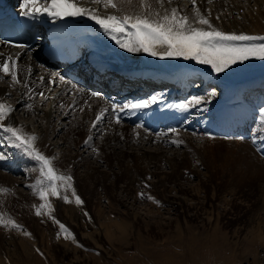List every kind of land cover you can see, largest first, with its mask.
Masks as SVG:
<instances>
[{"label":"rangeland","instance_id":"374dc122","mask_svg":"<svg viewBox=\"0 0 264 264\" xmlns=\"http://www.w3.org/2000/svg\"><path fill=\"white\" fill-rule=\"evenodd\" d=\"M187 1L188 0H182L180 9L186 5L185 3ZM241 1L244 2V0ZM259 1L249 0L244 2L241 16H239L238 13L230 14L228 10H225V12L222 13L224 16L223 21L235 23V25L239 27L248 28L250 26L249 29L254 28L256 31L259 30V28L260 30L261 28L263 29L264 0ZM208 8L212 10L214 8L213 4H208L207 9ZM108 10L114 11L112 8H107L103 11ZM256 43H260V41ZM26 59H28L27 56ZM245 63L247 67L244 72H242V74H240V72H235L234 75H237V73L238 75L234 76L233 79H229L225 75L219 76L211 69L206 70L204 67L192 68L195 73L193 74L194 81L191 83L196 94H192L186 101L194 96H206L212 90H215L218 95L212 99L210 103L199 107V109L201 108L200 110L197 108L192 109L194 111L192 113L193 116H195V114L199 116L203 113L200 115L199 119H184L183 117L184 121L183 125L181 122L182 128L179 129V134L190 138L189 147L184 143L177 146L165 141L166 139H172V133L162 132L168 134L167 136H161V132L158 134L147 132L143 135H151L152 138L153 136L156 137L152 144L143 145L139 139L140 143L139 140H137L136 145L128 151L133 153L132 155H137L141 153V151H159L169 159L173 158L174 155H179L177 158H180L183 154H187L189 159L185 158L184 161L188 164L183 167L184 170L182 167L181 169L179 168V172L167 182L162 193L165 197L172 196L176 199L174 200L176 202L179 199H184L183 201H185L188 206L192 207L189 210H187V208L180 209V207H177L173 199H171L170 202H166L162 198L158 206L150 204L145 191L151 189V187L145 190L137 185H132L133 188L128 196L124 192L127 182L118 183L116 187L112 188V182L114 181L113 173L121 175L116 165H114L113 170H111L106 164L99 160L96 161L93 150H86V148H77L76 150V148L71 146L72 142L77 139L76 136L68 139L67 142L70 143L67 144H64L61 140L65 138L64 135L67 133L64 132V130H66L65 128L62 129V127H64L63 124L69 123V121L72 120L71 118L64 120L63 109L57 111L52 108L50 111L51 108L47 102L44 105L41 104V106H37L40 96L36 99L37 104H34L31 110H24L22 106H16V104L11 101L12 99H7L6 103L16 109L13 113L15 120L21 125L29 126L30 133L38 137H40L42 129L45 131L47 129L45 124L43 125V119L40 117L43 116V112L49 111L52 118V126L61 130L57 137L47 140V142L52 145L51 157H55V161H59L62 158L63 152L71 155L78 151L80 154L78 165H80L70 174L75 181L74 187H78L81 190L91 186V183L86 181L85 177L86 168L84 166L88 164L90 165V169L94 171L99 170L101 173L89 172L95 183H92L96 187L95 194L98 193L93 199L94 207L95 205L101 206L108 210V200L105 198L103 190L100 189L103 187H106L114 201L118 203L116 204L118 207H116L117 210L111 215L107 214V216H104L96 215L95 213L94 215L92 213L89 219L87 217L84 218L83 222L85 225L93 223L95 224V228L89 226L84 229L80 226L79 233L85 234V240L78 244L67 245L66 242H73V235L76 241H78L80 234L75 232L74 227L66 223L62 216L57 217V220L68 229V239L64 238L65 233L62 232L59 225L53 227V222L47 221L45 223L48 219L46 218L48 216L46 210L44 215L37 216L35 210L27 211L24 201L19 200V198L14 200L11 209H7L4 205L6 201H3V205L0 206V213H2L5 218H15L14 220L22 226V229L19 230L9 227L10 232L14 233L19 231L25 233L26 230L31 229L30 233L32 235L30 237L38 243L40 237L33 231V224L36 222L35 220H37V222L42 226L44 225L45 228L48 224L52 226L51 230L47 232L50 237L49 245H53V251H51V253H48L46 249L48 245L45 243L43 246H38L31 254L30 258L16 259L14 257L16 256L14 248L7 245V240H9L8 236L6 238L3 237L5 242H7L3 244L4 246L1 250L4 253H8L9 258L4 264H264V162L259 166L239 164V162L247 161L252 157L249 149L250 146L251 149L252 147L253 149L259 148L258 144L254 145L251 142L250 133H255L256 126L259 123V109L264 107V103L262 104L264 100H260L262 98L264 99V62L257 63L248 60ZM38 68L41 67L39 66ZM172 70H175L174 67L168 68V71ZM46 71H49L47 75L48 78L46 77L47 80L53 79L55 82L61 81V77H58L59 74H56L54 70L47 68ZM6 87L7 91L11 93V87L8 85ZM55 90L56 89L52 86L50 88V93L55 95ZM245 90H247V92H245ZM232 95L234 99L232 103H235V100L239 101L242 99L241 102L248 104L250 110L253 109L255 115L252 119L255 121H253L254 124L249 133V137L244 139L246 143L245 147L235 143L239 142V140H236L238 138L232 137L231 139H227L231 136L227 137L228 135L224 133L220 135L212 134L213 137H217L213 139L225 138L226 140H210L208 138L206 140L205 137L209 136L204 135L202 127L203 125L206 126L208 121L200 125L202 121L208 119L210 116L209 114L212 112L210 108H214L215 111L218 103L225 102L227 98L226 100L224 98L226 96L230 98ZM70 99L71 95L67 94L66 101ZM104 105H106V102ZM205 108L207 111L203 110ZM208 109H210V111ZM215 113L217 112L215 111ZM36 116L37 120L35 119ZM212 117L215 118V115H212ZM69 126L71 125L67 127ZM53 127H50V129L52 130ZM218 128L220 129V127ZM218 128L216 129L218 130ZM83 129L86 130L87 127ZM217 130H214V132ZM101 134L106 136L108 133L106 131ZM156 139L158 141H156ZM92 141L94 144H99V136L93 137ZM122 146L123 145H120V148L116 146L114 150L117 149L116 151L120 152V150L123 149ZM258 152L260 151L256 153L264 160V154ZM0 153L6 154L7 160L9 161L5 163L0 160V173L10 176L13 183L16 182L15 187L18 188L19 194H31L30 189L32 187H30V185H34L36 180L40 178L36 162L25 155L20 149L12 147L3 131H0ZM244 155H247V158ZM131 163L136 164V166L140 168L139 174L141 177L138 179L139 183L154 184L155 179L151 174L154 172V169L151 168L154 165H147V162L136 159ZM238 166H244L247 173L244 174ZM54 167L58 173H60L61 168L56 166L55 162ZM34 168L37 170L32 171ZM160 171L170 172L168 166H164ZM131 172L133 174V169ZM102 173L110 174L112 177L103 178ZM178 180L180 181L178 182ZM13 183L10 185L12 186ZM6 187L8 188L9 186ZM8 189L10 190V188ZM191 190H197L196 192L198 195L200 194L199 196L201 198L191 196ZM141 193L144 194L143 198L140 195ZM32 195L36 196L37 202L40 201L37 195L33 193ZM184 195L186 197H184ZM0 196H2V198L6 196L10 198L13 197L11 190L6 194H0ZM30 200L32 201V199L29 198L28 201ZM199 201L201 205L198 203ZM63 203L73 204V202L66 203L64 201ZM20 206H22V210H19ZM117 211L121 214L117 213ZM22 214L27 218L25 224L19 222L16 218V216L20 217ZM43 218L46 219L44 220ZM19 219L24 220L22 216ZM109 219L121 223L122 228L118 230L115 228H110L109 230L105 228L100 229L103 223H110ZM1 228L4 227L0 226V232L3 231L2 233L4 234L5 231ZM256 234L261 236L260 243L257 246ZM78 245H83V247ZM66 247L72 249L66 250ZM37 249H39V251H37Z\"/></svg>","mask_w":264,"mask_h":264},{"label":"bare ground","instance_id":"6f19581e","mask_svg":"<svg viewBox=\"0 0 264 264\" xmlns=\"http://www.w3.org/2000/svg\"><path fill=\"white\" fill-rule=\"evenodd\" d=\"M83 1H85V2H83L82 6H87V7L98 9L101 15H109V14L123 15L122 12L120 14V13H117L115 10L114 11H110V10L103 11L105 8L103 7L102 4H99V5L98 4H89L87 2V0H83ZM247 1H249V0H244V2H247ZM244 2L241 0L240 1H237V0H212V4L214 7L212 10L209 8L207 9V5L208 4L210 5L208 0H196V5L199 7L200 11L205 15H208V12L210 10L211 11L210 19H211L212 24L215 27H217V28H219L225 32H235L237 34L244 33V34H248V35L264 36V28L263 29L261 28V30L259 28V30L256 31L254 28L249 29L250 26L248 28L239 27L238 25H235V23L223 21L224 16L222 13L225 12V10H228V12L230 14L238 13L239 16H241V11L243 10V3ZM134 3L138 4V0H134ZM181 3H182V0H173L172 5H168L166 3L165 6L166 7H178L180 9ZM185 4L186 5H184L180 10L183 13H186V14L191 16L192 15V8H193L191 0H188ZM245 4H247V3H245ZM217 16L220 17L218 20L216 19ZM228 16H230V15H228ZM233 16H236V15H233ZM66 18L71 19V20L75 21L76 23L84 24L86 26L87 31H88V45H87L86 50L91 53V56L93 58L99 59L101 64L110 65V66H113L114 68H125V69H128V71H130L134 75L146 76L148 78L160 77L161 79H164L168 82L173 81L174 84H178L180 87H182L184 92H187L189 90V84H192L191 82L193 80V74L195 73L194 69H192L193 67H196V68H198V67L203 68L204 67V68H206V70L211 69L210 66H208V65L200 64L194 60H185L182 57L161 58L159 56H152V55H150L148 53H144V52H139V53L128 52L125 49L120 48L119 45L114 40H112L111 37L108 36L100 28L99 25H97L94 21L88 19L87 17H66ZM242 18H244V17H242ZM262 22H263V20H262ZM5 51H7L8 53ZM10 53H12L13 55ZM0 54H2V56L5 58L7 56H12L13 58H16L17 56H19V60L17 62V67L19 69H26L28 67H30L32 69L30 87L35 89V91H32L31 93H29V91L27 89H25L19 85H17L15 88H13L11 85L10 79H5V80L0 81V98H5V102L7 99H12L11 101L13 103H15L16 106H22V108H24V110H29L27 105L28 104H32V105L37 104L36 99L39 98L38 97L39 95L37 93L38 92H44V94L48 97V99L47 100H43L41 98L38 99L39 102H38L37 106H41V104L44 105L47 102L51 108L50 111L52 110V108L56 109L57 111H60V109H63L64 120H68L70 118L72 119L69 121V123L63 124L64 127H62V129L65 128L66 130H64V132H67V133H65L66 135H64L65 138L61 139L63 141V143L64 144L70 143V142H67V140L70 138H74L76 136L77 139L74 140L71 144V146L76 148V150H77V148H86V150L91 149L93 151H94V149H98L99 154H97V152L94 151L96 161L99 160L100 162L106 164V166L108 168H110L111 170H113L114 165H116V167L120 170L121 175H117V173H113L114 181L112 182V185H113L112 188L116 187L118 183H123V182L126 183L127 182L126 183L127 186H125L126 190L124 192L128 196L131 189L133 188L132 185H137L140 188L145 189V190H147V189H149V187H151V189H149L150 191L149 190H147V191L144 190V191L146 193L147 198L149 196L154 198V199H149L150 204H152L154 206L160 205V203H156L154 201L160 202L162 198L166 202H170L171 199H173V201L176 200L172 196H171L172 198L171 197H165L163 195L162 191H163V188L165 187V185L167 184V182L170 181L172 179V177L175 176L179 172L178 171L179 168L181 169V167L183 168V167H185L186 164H188V163H185V161H184L185 158H188L187 154H183L180 158H177L179 155H174L173 158L169 159V158L165 157L164 154L159 152V151H155V152L141 151V153H138L137 155H132L133 153H130L128 151L131 150L136 145V141L139 139L141 140V144H143V145L152 144V142L155 140L156 137L153 136V138H152L151 135L150 136L143 135V134L147 133V131L145 129L147 126H150L152 128V131L155 132L156 124L158 122H162L165 124V127L163 128V130L160 131L161 133L162 132H168L167 130H169L171 128H176L179 130L180 128H182L181 122L183 121V117L184 118H186L188 116L189 117H195V118L198 117L196 114H195V116H193V114H192L194 112L192 109H195V108H192L190 111L177 110L176 108L171 107V105H175V104L181 103L183 101L177 102V101L173 100V97H175V95L169 96L167 93H160L157 96L158 102L155 104V106L153 108L145 109L146 110V116H145L144 120L140 121L139 123L133 124L132 119L134 116H136L137 114H139L145 110L138 111V112H128L127 111L125 113V115L122 116V119H121L122 122L120 124H116L112 114L109 113L107 118L104 120V122L102 124L98 125V127L96 129H91V123L94 121V118H95L96 114L98 113V111L100 109L104 108L105 106L110 107V105L112 103H114V99H108V98L103 97L102 95H101L102 98H99V99L95 98L94 99L89 95L91 92H93L92 88L86 87V86H80V85H77V86L79 88L85 89L86 94H81V93L77 92L76 95H73L72 91H71V83L72 82L69 84L62 83L61 81L55 82L56 84L51 83L53 81V79L47 80V78H48L47 75L49 74V71H46L47 68H49L50 66L48 64H45L42 62V60L40 59L39 53H37V54H35V52L34 53L33 52L21 53L20 49L6 48L3 44L0 43ZM26 56L28 57V59H26ZM250 61L251 62H257V63L262 62V60H257V59H250ZM39 66L41 68H38ZM169 67H174L175 70L168 71ZM246 67H247V64L245 62L244 63H237L236 65L232 66L230 69L226 70L225 72L219 73V74L216 73V74L219 76L225 75V76H227V78L233 79L234 76L238 75V73H237V75H234L235 72H240V74H242V72H244ZM55 73L57 74V72H55ZM58 73H60V72H58ZM0 75H2V73H0ZM19 75L21 78H24L25 72L23 70H21L19 72ZM41 76L44 77L43 83H41L40 79H39ZM173 78H175V79H173ZM25 82H29V81L26 80ZM51 84L54 87V89H56L55 93H54L55 95L50 93V88L52 87ZM7 85L11 87V89H12L11 93L9 91H7V87H6ZM66 93L71 95V99L68 101H66V95H67ZM30 95L32 98H30ZM226 98H227V100H226ZM224 99L226 100L225 102H223V103L220 102L216 105L215 111L217 113H215V115H216L215 121H208L207 125L206 126L203 125V127H202V131H203L204 135L209 136V137H205L206 140H207V138L210 140H226L225 138L213 139V136L211 134L214 130H217L216 128H218V127H220L221 130H225L227 132L229 131L230 134H233L234 133L233 127L238 126L237 123H239V120L241 123H245L248 119H252V115L254 114L253 110H250L249 108L245 109V106H244V108H240V107H236V105L235 106L232 105V102H234L233 95L230 98H228V96H226ZM230 99H232V100H230ZM104 101L106 102V105H104V103H105ZM235 101L237 102V100H235ZM89 104L91 105V108L86 107V105H89ZM61 105H64V107L62 108ZM73 105H75V106H73ZM82 107L84 109L83 111H81ZM197 109H199V108H197ZM38 110H39V108H38ZM215 111L213 108V112H215ZM42 114H43V116L40 118L43 119V125L45 124V127H47V129H46V131L43 129L41 130V135L39 137V140L37 141L36 146L39 148V150L42 153H44L48 157H51L52 145H51V143H48L47 140H49L53 137H57L59 135V133L61 132V130L52 126V123H51L52 118H51V114L49 111L43 112ZM121 114H123V113H120V115ZM202 114H200V115H202ZM35 119L37 120V116ZM147 120H153V122L149 123ZM8 122L14 123L16 126H21V124H19L15 120L13 114H12V119ZM216 122H217V124H216ZM241 123H239V125ZM68 125H71V126L67 127ZM137 125H142L143 127L137 128L136 127ZM22 126H23L25 132H27L28 134H31L29 131V126L23 125V124H22ZM50 127H53V129L51 130ZM84 127H87V129L84 130L83 129ZM106 131L108 134L106 136H103V138L101 139V135H102L101 133L106 132ZM239 132L241 133L242 136L245 135V133H246L245 129H243V131H242V129H240ZM137 133H139V136H137ZM90 135L92 137L99 136L100 142H99V144L97 143L98 145L93 143V141H92L93 139L91 141H89V143H87V144L85 143V141L88 140V137ZM172 135H173L172 139H169V140L166 139L165 140V141H168L169 144L171 143V141L173 139H180L183 141V143L186 146L190 145V138H187L185 135L179 134L177 136L176 134H173V133H172ZM164 136H167V135H164ZM160 138H161V136H160ZM214 138H217V137H214ZM233 138H235V137H233ZM227 139H231V138L229 137ZM140 140H139V143H140ZM162 140H164V139H162ZM236 140H239V142H235L237 145H242L244 147L246 146L245 140H241V139H236ZM156 141H158V140L156 139ZM227 141L231 142L230 140H227ZM164 143H166V142H164ZM57 145H59V144H57ZM120 145H123L122 148L127 149V150L122 149V150H120V152L116 151L117 149L114 150L116 146L119 147ZM250 147H249V149L251 151L250 154L252 155V157L247 161L239 162V164H248L250 166H254V165L259 166L261 163L264 162V160H262L261 156H259L256 153L257 151H259L258 149H256V148L253 149V147H252V149L254 150L253 151ZM187 148H185V149H187ZM109 149H111V150H109ZM258 153H261V152H258ZM62 154L64 156L62 155V158L59 161H55V165L59 166V168H61L60 173L71 174V172L76 167H78L80 165V164L78 165V159L80 158V154L78 153V151L74 152L71 155H68L65 152H63ZM196 155H197V153H196ZM244 156L247 158V155H244ZM135 159L145 161V162H147V165H151V166L154 165L153 167H151L154 169V172L151 173L152 177H154V179H155L153 185H149L147 183H143V184L139 183L138 179H139V177H141V175L139 174L140 168L138 166H136V164L131 163ZM196 159H197V157H196ZM2 161H4L5 163L9 162L7 159H4ZM164 166H168V169L170 170L169 173L164 172V171L163 172L160 171L163 169ZM84 167L86 168V174H85L86 181H89L91 183V186L84 188V189H81V190L78 187H75L77 194L84 201V203L82 205L78 206L75 203L74 197H71L70 192H69V196L73 200V204H64L61 199H57L54 197L51 198V201H52V204L54 207V212L52 213V215L54 217H56V219H57V217L62 216L64 221L66 223H68L71 227H74L75 232H78V233H79V227L80 226L83 227L84 229H86L89 226H91L92 228H95L94 227L95 224H93V223H90L89 225H85V223L83 222L84 218L87 217L89 219V216L92 215V213L93 214L95 213L96 215H104V216H107V214L111 215L113 212H115L117 210L116 207H118V206H116V204H118V203H116L114 201L113 197L107 191L106 187H103L100 189L103 190V192L105 194V198L108 200V207H107L108 210H106V208H103L101 206L95 205V207H94L93 199H94V196H96V194L98 195V193L95 194V192H96V187L94 186L95 183L92 180L91 174L89 172H92V173L97 172L99 174H101V173L99 172V170L94 171L93 169H90V165H88V164ZM238 167L241 168V171L244 174L247 173V170L244 166H238ZM132 169H133V174L131 172ZM183 170H184V168H183ZM242 172H240V173H242ZM102 176H103V178L104 177L108 178L111 175L110 174L109 175L103 174ZM179 181L180 180H178V182ZM12 183H13V180H11L10 176H7L6 174L4 175V174L0 173V187L7 188L6 186H9L8 188H10L12 195H13V197H11V198L7 197V196L2 198V196H0V206L3 205V201H6L4 205L7 207V209H11V207H13L14 200L19 198V200L24 201V203H25L24 205H26L25 209L27 211L28 210L29 211L35 210L34 206L40 204L41 201H38V202L36 201V196L32 195V193L35 194L34 191H32L33 189L32 188L30 189L31 194L21 195L18 193V188L15 187L16 182H14L13 185L11 186L10 184H12ZM92 183H94V184H92ZM196 191L191 190L190 191V193L192 194L191 196H194L195 198H201L199 196L200 194L198 195ZM164 193H166V192H164ZM10 195H8V196H10ZM31 195H32V198H31ZM184 197H186V196L184 195ZM29 198L32 199V201L31 200L28 201ZM183 200L179 199L177 202L174 201V203L176 204L177 207H180V209H184V208H187V210L191 209L192 207L188 206V204H186L185 201H183ZM198 203L200 204L201 202L199 201ZM161 204H163V203H161ZM189 205H191V204H189ZM19 210H22V206H20ZM149 211H151V210H149ZM24 213H25V211H24ZM85 213H87V215H85ZM117 213H119V212L117 211ZM119 214H121V213H119ZM21 216L23 217V219L25 218L24 214H22ZM20 217L16 216V218L18 219L19 222L25 224V222H26L25 220L27 218L22 220V219H19ZM46 218H48V219L45 221V223L47 221L53 222L49 216H47ZM46 218H43V219L45 220ZM35 221L36 222H34V224H33L34 225L33 231L35 234H38V236L40 237V240L38 243L35 240L31 239L30 236L25 235L24 232L17 231V232L13 233V232H10L9 228H5V227L1 228L2 230L5 231V233L3 234L2 233L3 231L0 232V264H4L9 259L8 253H4L1 250V248L4 246L3 244L6 243L7 241H8L7 245L12 246L14 248V250L16 252V256H14V257L16 259L17 258L18 259L26 258V257L30 258L31 254L34 252V250L36 248H38V246H43L45 243H46V245H48L46 247L48 253H51V251H53L52 250L53 245L52 244L49 245L50 237H49V233L47 232L48 230H51L52 226L48 224V225H46L47 227L45 228L44 225L43 226L40 225L37 222V220H35ZM109 221H110V223H103L102 227L100 225V227H101L100 229L105 228L106 230H109L110 228H115L116 230H118V229L122 228V224L118 223V221L111 220V219H109ZM52 225H53V227H55V226L57 227L58 224L52 223ZM30 230L31 229H28V230H26V232H30ZM79 234H80V236L78 238V241L71 242V243L66 242V244L67 245H74V244H78L79 242L85 240V238H86L85 234H81V233H79ZM7 236L9 238V240H7L5 242V239L3 237L6 238ZM256 236H257L256 237V246H257L260 243L261 236L259 234H256ZM57 247H58V245H57ZM70 249H72V248L66 247V250H70Z\"/></svg>","mask_w":264,"mask_h":264},{"label":"snow or ice","instance_id":"6c2138e0","mask_svg":"<svg viewBox=\"0 0 264 264\" xmlns=\"http://www.w3.org/2000/svg\"><path fill=\"white\" fill-rule=\"evenodd\" d=\"M87 2L102 4L105 9L112 8L117 13L124 14L101 15L98 9L82 6L83 0H21L19 8L20 15L31 20H38L45 16L52 21L62 20L66 17H87L99 25L120 48L128 52H144L161 58L182 57L185 60H194L200 64L208 65L217 74L250 59L264 61V36L225 32L215 27L210 19L211 11L209 10L208 15L203 14L196 5V0H191L193 5L191 16L183 13L178 7L165 6L166 3L172 5L173 0H138V4L134 3V0H87ZM208 2L212 3V0H208ZM219 18V16L216 17L217 20ZM257 41L260 43H256ZM10 46L23 49L25 52L29 50V46L26 44H10ZM18 60L19 56L5 58L0 54V73H2L0 81L10 79L13 88L19 85L31 93L35 91L30 87L32 69L30 67L19 69L17 67ZM21 70L25 72L24 78L19 75ZM39 79L41 83L44 82V77L41 76ZM60 79L62 83H71L65 81L63 77ZM26 80L29 82H25ZM51 83L54 84L55 81ZM71 91L73 95H76L77 92L86 94V90L79 88L75 83H71ZM37 94L43 100L48 99L44 92ZM89 95L92 98H102L101 94L96 91ZM217 95L218 93L212 90L206 96L193 97L188 101L171 105V107L180 111H190L192 108H199L201 105L210 103ZM30 98H32L31 95ZM157 102V97L152 96L149 99L124 104L112 103L110 107H104L98 111L91 123V129H96L98 125L102 124L109 113L112 114L115 123L120 124L122 122L120 113L143 111ZM27 107L31 110L33 105L28 104ZM61 107L63 108L64 105ZM86 107L91 108V105H86ZM83 110L82 107L81 111ZM15 111V108L5 102V98H0V131L5 133L12 147L20 149L37 164L40 178L34 185H30L41 201L38 206H34L35 214L42 216L46 210L53 223L58 224L62 232L65 233L64 238L68 239V229L52 215L54 207L51 198L72 203L70 192L78 206L82 205L84 201L76 192L73 177L70 174L58 173L54 167L56 158L48 157L36 146L39 137L25 132L22 125L16 126L14 123L8 122L12 119V114ZM258 117L259 123L256 126V131L250 133V137L251 142L254 145L258 144V150L264 154V107L259 109ZM136 127L143 126L137 125ZM168 132L179 135V130L176 128H171ZM167 134L160 133L161 136ZM236 138L245 139L242 136ZM92 139L93 137L90 135L85 143H89ZM171 143L180 146L183 141L173 139ZM94 151L99 154L98 149H94ZM4 159H7L6 154L0 153V160ZM36 170V168L32 169V171ZM9 191L7 188L0 187V194H6ZM140 195L142 198L144 197L143 193ZM148 199L154 198L149 196ZM154 202L159 203V201ZM0 226L22 229V226L14 219L10 217L6 219L2 213H0ZM25 235L31 236L32 234L25 232ZM72 241L76 242L74 235ZM78 246L83 247V245Z\"/></svg>","mask_w":264,"mask_h":264}]
</instances>
